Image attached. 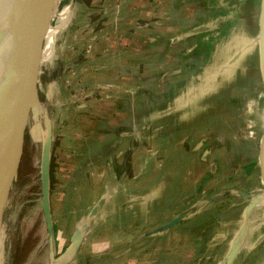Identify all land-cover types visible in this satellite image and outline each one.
Segmentation results:
<instances>
[{"label":"crops","instance_id":"crops-1","mask_svg":"<svg viewBox=\"0 0 264 264\" xmlns=\"http://www.w3.org/2000/svg\"><path fill=\"white\" fill-rule=\"evenodd\" d=\"M156 1L123 0L108 21L82 3L41 41L36 102L26 101L21 124L42 152L51 140L53 228L41 209L40 241L27 234L13 245L34 248L40 264H256L263 254L261 168L241 163L236 132L213 127L207 97L189 93L203 85L177 63L192 51L173 18L185 0H168L170 19L148 35L136 22Z\"/></svg>","mask_w":264,"mask_h":264},{"label":"rangeland","instance_id":"rangeland-1","mask_svg":"<svg viewBox=\"0 0 264 264\" xmlns=\"http://www.w3.org/2000/svg\"><path fill=\"white\" fill-rule=\"evenodd\" d=\"M122 1L98 0L93 2L95 5H92L89 0H53L50 20L46 25L42 41L49 31L50 38L58 36L57 28L68 24L67 22L73 17V12H78L77 8L80 4L83 3L82 7L89 6L99 21L105 19L108 21L111 15L115 18L119 17ZM8 2L9 0H0V25ZM261 4L262 0H185L183 6L177 5L176 14L173 16L176 29L184 23L183 27L188 32L185 33L188 37L185 47L193 51V53L188 51L189 55L186 57L178 56L177 63L179 65L186 60L190 67L189 76L186 79L203 85L195 91H189L190 95L207 97L201 101L205 100V104L214 108L213 127L218 130L225 127L233 128L242 149L241 163L243 161L256 163L255 165L259 167L258 172L261 168L260 149L264 135ZM171 13L168 0H157L156 5L146 9L144 15H141L136 22L144 27L145 34L148 35L158 21L170 19ZM182 13L186 17L183 18ZM157 43L158 41H155L154 46L161 48L168 46L167 40L160 41V45H156ZM166 57L161 60L154 57L153 63H165ZM165 69L167 71L169 68L165 67ZM196 69H202V71L198 74ZM6 70L7 67L4 71L0 97V116L3 115L6 103L5 88L8 83ZM165 73L156 72L153 78L162 79V76H167ZM43 87L44 85L42 90H44ZM42 90L39 87L41 97L44 95ZM88 92L82 93V101L90 97L91 93ZM38 108L40 109V106L36 105V110ZM52 111L55 112V109L52 108ZM31 120V125H34L36 120L40 123L41 116L39 118L35 116ZM62 125H59V130L62 129ZM41 128L45 134L44 123ZM26 134L27 136L24 134L20 136L21 152L14 149L10 158L8 192L0 214V264H12L13 260L15 264H24L26 260L40 264L44 258L42 254L36 253L34 248L23 250L22 247L17 251L13 246L15 243L16 245L24 243L27 234L34 236L31 243L36 245L40 241L41 230L45 224L41 212L42 145L33 143L31 131ZM58 137L60 139V135ZM53 143L55 144V141ZM254 221L264 223L260 218ZM260 248L263 254L260 255L259 250L257 251L256 264H260L261 260L264 264V239L261 241Z\"/></svg>","mask_w":264,"mask_h":264},{"label":"water","instance_id":"water-1","mask_svg":"<svg viewBox=\"0 0 264 264\" xmlns=\"http://www.w3.org/2000/svg\"><path fill=\"white\" fill-rule=\"evenodd\" d=\"M53 0H43V3L39 2V7L36 15V23L34 31L30 37L28 43V58L23 63V66L28 62L31 63L30 76L26 78V85L20 100L17 103V108L12 106L8 112V117L11 118L10 127V140L6 147V150L0 155V214L6 202V196L8 192V176H9V163L10 158L14 149L21 152L22 147L20 146V136L22 131V113L24 111L26 101L29 99L31 105L36 102V91L33 85V76L35 73L38 51L41 46V41L43 38V33L46 30V25L49 23L51 8ZM260 40H261V54L262 62L264 68V0L261 4V15H260ZM19 65L16 70L20 68ZM20 74L18 70L12 75V86L7 91V97L11 96L10 101L14 103L15 98V84L16 77ZM14 78V79H13ZM10 93V94H9ZM26 93V94H25ZM26 96V98H25ZM260 159H261V173L264 181V135L262 138L261 149H260ZM41 185H42V209L45 215L46 224L49 231H52L53 220L51 213V203H50V192H51V140H47L43 147L42 157H41ZM78 238V233L76 235Z\"/></svg>","mask_w":264,"mask_h":264},{"label":"bare ground","instance_id":"bare-ground-1","mask_svg":"<svg viewBox=\"0 0 264 264\" xmlns=\"http://www.w3.org/2000/svg\"><path fill=\"white\" fill-rule=\"evenodd\" d=\"M39 2L42 5L43 0H9L0 25V97L6 67L8 76L5 88L6 103L3 115L0 116V155L6 150L10 140L11 118L8 117V112L12 106L17 108L26 85V78L30 76L31 63L28 62L24 66L23 63L28 58V43L34 31ZM19 65L22 66L18 69L20 74L16 77L15 98L12 104L11 96L7 97V91L12 86V75L18 71L16 67Z\"/></svg>","mask_w":264,"mask_h":264}]
</instances>
